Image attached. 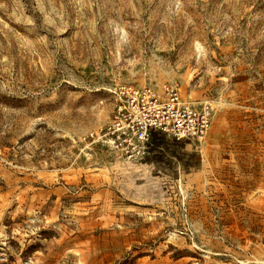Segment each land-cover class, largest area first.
Wrapping results in <instances>:
<instances>
[{"label":"rangeland","instance_id":"374dc122","mask_svg":"<svg viewBox=\"0 0 264 264\" xmlns=\"http://www.w3.org/2000/svg\"><path fill=\"white\" fill-rule=\"evenodd\" d=\"M163 82L202 139H83ZM0 264H264V0H0Z\"/></svg>","mask_w":264,"mask_h":264},{"label":"built area","instance_id":"2783aa9c","mask_svg":"<svg viewBox=\"0 0 264 264\" xmlns=\"http://www.w3.org/2000/svg\"><path fill=\"white\" fill-rule=\"evenodd\" d=\"M113 94L107 124L83 139L102 144L125 161L144 158L153 132L174 140H200L212 124L211 102L183 97L170 82L157 88L119 84Z\"/></svg>","mask_w":264,"mask_h":264},{"label":"trees","instance_id":"16d2710c","mask_svg":"<svg viewBox=\"0 0 264 264\" xmlns=\"http://www.w3.org/2000/svg\"><path fill=\"white\" fill-rule=\"evenodd\" d=\"M154 134V132L152 133V135Z\"/></svg>","mask_w":264,"mask_h":264}]
</instances>
